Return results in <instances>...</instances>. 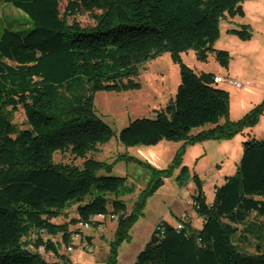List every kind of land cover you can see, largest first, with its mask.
Segmentation results:
<instances>
[{
	"label": "trees",
	"instance_id": "16d2710c",
	"mask_svg": "<svg viewBox=\"0 0 264 264\" xmlns=\"http://www.w3.org/2000/svg\"><path fill=\"white\" fill-rule=\"evenodd\" d=\"M2 1L25 13L34 28L26 34L6 29L0 38V264H59L48 262L42 249L67 262L61 249H75L73 237L83 232L72 227H98L100 215L118 217L116 247L129 240L162 171L121 156L148 172L147 188L129 214L120 199L130 190L127 178L99 176L104 164L90 158L115 136L97 116L94 95L140 88L136 80L150 61L169 54L180 65L181 84L155 119L134 120L119 133L128 148L182 142L173 162L179 165L188 146L231 140L264 113L262 102L231 121L229 93L214 83L215 75L197 73L182 59L191 50L204 62L214 54L228 68L229 53L215 49L221 22L243 15L249 0H68L63 11L59 0ZM86 14L93 16V27L69 22ZM228 33L244 42L253 38L250 26ZM19 110L24 130L13 121ZM207 126L213 128L192 134ZM243 147L236 175L216 187L212 204L198 185L190 203L204 221L202 229L186 219L178 222L181 230L159 223L133 264H264V249L243 253L233 241L251 216L264 227V138ZM58 153L83 164L56 163ZM73 206L76 219L57 223ZM83 237L91 247V238ZM25 240L31 249H24ZM111 259L115 263V248Z\"/></svg>",
	"mask_w": 264,
	"mask_h": 264
},
{
	"label": "rangeland",
	"instance_id": "374dc122",
	"mask_svg": "<svg viewBox=\"0 0 264 264\" xmlns=\"http://www.w3.org/2000/svg\"><path fill=\"white\" fill-rule=\"evenodd\" d=\"M59 1L63 11L68 0ZM242 10L243 15L227 16L221 22V38L215 45L216 50L229 53L228 68L222 66L214 54H210L205 62L198 60L193 50L182 54L183 63L195 72L217 74L222 78V83L217 86L229 93L232 115L230 118L237 120H241L264 102V0L246 1L242 4ZM69 22H78L86 28L95 25L93 16L89 14L71 18ZM243 26H251L252 42H244L225 33L233 28L240 30ZM33 28L31 20L25 13L0 0V38L6 29L26 34ZM227 77L249 85L238 90L224 82ZM136 81L141 84L140 88L120 92L102 91L94 95L97 116L113 130L115 136L109 143L99 147L96 153L91 154L90 158L104 164L99 176L127 178V187L130 190L121 195L120 199L127 204L129 214L135 211L136 204L140 202L147 188L145 177L148 172L134 163H127L121 156L136 158L149 166V169L162 171L158 176L159 183L157 182L155 190L146 197L141 217L130 227L129 240L121 242L116 247L118 221L106 219L98 227L83 229L79 237L91 238V251H86L80 238H76L74 243L77 246L74 252L69 257L67 255L70 261L54 259L43 249L40 250L42 256L50 263L71 264L77 261L85 264H133L149 242L157 222L175 224L182 217L190 215L196 223L197 214L190 201L192 202L198 185L202 184L208 204L213 203L216 187L222 186L226 180L219 177V172L223 171V174L229 177L235 176L243 156L244 142L264 138L263 113L257 124L245 128L231 140H211L188 146L179 165H173V162L176 152L183 145L182 142L163 141L157 146L128 148L119 141V133L134 120L155 119L159 111L175 100L181 84L180 65L175 64L169 54H164L144 65ZM13 121L19 129L27 128L22 110L14 113ZM208 128L210 127L195 129L192 134ZM223 143H227V146ZM54 160L56 163L74 164L78 167L83 164L82 160L75 161L69 154L58 153ZM171 166L173 168L170 169ZM76 208L77 206L69 208L56 222L66 223L76 219ZM262 222V219L251 216L239 226L240 232L233 241L240 252L256 254L264 249ZM77 228L79 225L72 227ZM114 248L116 261L111 263ZM60 254L66 255L64 248Z\"/></svg>",
	"mask_w": 264,
	"mask_h": 264
},
{
	"label": "built area",
	"instance_id": "2783aa9c",
	"mask_svg": "<svg viewBox=\"0 0 264 264\" xmlns=\"http://www.w3.org/2000/svg\"><path fill=\"white\" fill-rule=\"evenodd\" d=\"M224 82H225V83H228L229 85L234 86V87H235L236 89H238V90H242V89L246 88V86L249 85V83L243 84L241 81H238V80H236V79L229 78V77L225 78ZM214 83H215V84L222 83V78H221V77H215V78H214ZM106 219H109V220H111V221H116V220H118V217H117L116 215H110V216H108V217H105V216L100 215V216L96 217V220L99 221V222H103V221H105ZM79 227L83 230V229H88V228H90L91 225H90V224H79ZM176 228H177L178 230H181V229L183 228L182 223H178V224L176 225ZM41 233H43V231H41ZM32 238H34V237H32ZM76 238H80L81 244H82L83 248H84L86 251H91V247L89 246V244L87 243V241H86V239H85L84 237L81 238V237H79V236H76V237H73V240H76ZM23 243H24V245H25V246H24V249H25V250H29V249L32 248L29 244H26V240H25V242H23ZM73 252H74V249H73L72 247H69V248L66 249V255H68V256H70ZM71 264H85V263H83V262H75V261H73V262H71Z\"/></svg>",
	"mask_w": 264,
	"mask_h": 264
},
{
	"label": "crops",
	"instance_id": "0c3cea01",
	"mask_svg": "<svg viewBox=\"0 0 264 264\" xmlns=\"http://www.w3.org/2000/svg\"><path fill=\"white\" fill-rule=\"evenodd\" d=\"M227 18V17H226ZM251 27V26H250ZM230 30H234V28L233 29H230ZM229 30V31H230ZM229 31H227V32H225L226 34H228V35H230L228 32ZM233 36V35H232ZM221 38V37H220ZM238 38V37H237ZM253 39V38H252ZM252 39L250 40L251 42H252ZM250 41H248V42H250ZM249 45H250V43H249ZM170 58H171V56H170ZM197 73H204V72H197ZM211 74V73H210ZM215 75V77H220L219 75H217V74H214ZM237 80V79H236ZM219 85V84H218ZM220 87V86H219ZM230 116H232V115H230ZM230 120L231 121H233V122H236V121H239V120H237L236 118H233V117H231L230 118ZM221 124H224V121H221ZM210 128H208L207 130H209V129H211V128H213L212 126H209ZM227 143H223V145L224 146H227L226 145ZM219 177L221 178V179H226V178H228L229 176L228 175H224L223 174V171H220L219 172ZM145 179H146V182H147V180H148V176H146L145 177ZM209 204H212L211 202L209 203ZM182 219H186L187 221H189V222H191V224H192V226L195 228V229H197V230H201L202 229V227H203V224H204V221H203V219L202 218H200V217H198L197 216V222L195 223L194 222V218L192 217V216H190V215H188V216H186V217H182ZM167 223H169V222H167ZM178 223H175V224H173V223H171V225H173V226H175V225H177ZM158 225V222L155 224V226H154V228L156 227ZM153 233V232H152ZM89 236H91V235H89ZM151 236H152V234H151ZM151 238V237H150ZM68 260L70 261V259L68 258ZM59 261V260H58Z\"/></svg>",
	"mask_w": 264,
	"mask_h": 264
}]
</instances>
